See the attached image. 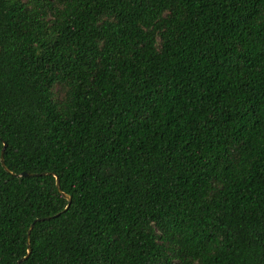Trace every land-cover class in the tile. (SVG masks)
Listing matches in <instances>:
<instances>
[{"label":"trees","instance_id":"16d2710c","mask_svg":"<svg viewBox=\"0 0 264 264\" xmlns=\"http://www.w3.org/2000/svg\"><path fill=\"white\" fill-rule=\"evenodd\" d=\"M2 148L0 264H264V0H0Z\"/></svg>","mask_w":264,"mask_h":264},{"label":"water","instance_id":"95a60500","mask_svg":"<svg viewBox=\"0 0 264 264\" xmlns=\"http://www.w3.org/2000/svg\"><path fill=\"white\" fill-rule=\"evenodd\" d=\"M0 163H1L2 167H3L5 170L8 171L7 167H6L5 164H4V160H3V148L1 149V153H0ZM47 173H48V172H45V173H43V174H47ZM16 175H18V176H23V175H29V173H27V172H21V173L16 174ZM54 177H55V185H56L58 191H59L60 193H62V195L68 200V203H69V202H70V196L67 195V194H65V193H63V192H61V190H60V188H59V180H58V178H57L55 175H54ZM67 206H68V205H67ZM67 206H66L65 208H67ZM31 226H32V224L30 225V228H31ZM28 234H29V231H28ZM29 252H30V245H29V239H28V237H27V253H26V255H25L22 259H25V258L28 256ZM22 259H21V260H22ZM16 264H19V261H17Z\"/></svg>","mask_w":264,"mask_h":264}]
</instances>
